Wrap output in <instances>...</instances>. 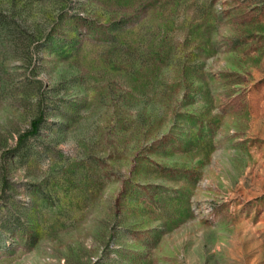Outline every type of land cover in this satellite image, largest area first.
Returning a JSON list of instances; mask_svg holds the SVG:
<instances>
[{
  "label": "rangeland",
  "instance_id": "obj_1",
  "mask_svg": "<svg viewBox=\"0 0 264 264\" xmlns=\"http://www.w3.org/2000/svg\"><path fill=\"white\" fill-rule=\"evenodd\" d=\"M0 264H264V0H0Z\"/></svg>",
  "mask_w": 264,
  "mask_h": 264
},
{
  "label": "trees",
  "instance_id": "obj_2",
  "mask_svg": "<svg viewBox=\"0 0 264 264\" xmlns=\"http://www.w3.org/2000/svg\"><path fill=\"white\" fill-rule=\"evenodd\" d=\"M36 125V124H35ZM37 126V125H36ZM34 129H36V127L34 128Z\"/></svg>",
  "mask_w": 264,
  "mask_h": 264
}]
</instances>
